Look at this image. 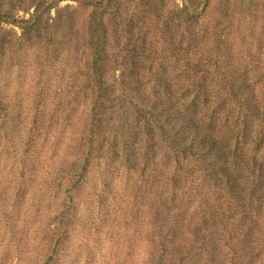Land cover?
<instances>
[{
  "label": "rangeland",
  "instance_id": "rangeland-1",
  "mask_svg": "<svg viewBox=\"0 0 264 264\" xmlns=\"http://www.w3.org/2000/svg\"><path fill=\"white\" fill-rule=\"evenodd\" d=\"M147 97L264 176V0H0V264H264Z\"/></svg>",
  "mask_w": 264,
  "mask_h": 264
},
{
  "label": "trees",
  "instance_id": "trees-1",
  "mask_svg": "<svg viewBox=\"0 0 264 264\" xmlns=\"http://www.w3.org/2000/svg\"><path fill=\"white\" fill-rule=\"evenodd\" d=\"M256 99L255 97L254 100L258 105ZM97 101H99L98 97L95 103ZM141 106L145 115L165 120L167 129L177 137L174 145L178 147V152L188 161L192 159L189 162L195 163L193 166L198 167V181H202L207 190L213 191L215 194L221 193L219 200L228 206L227 212L235 215L243 212L242 210L245 208L249 210L245 222L239 227H236L235 230L226 228L228 232L236 231L241 234L225 238L222 240V244H217V248L219 250L227 248L236 253H238L237 251L240 253L250 252V254L258 250L259 245L255 238V231L263 234L260 243L264 244V176L256 175L250 171L249 165L243 167L242 160L233 159L229 145L223 144L211 132H206L201 124L194 123L184 110L173 108L165 102L159 101V98L156 102L149 97L141 99ZM257 109L259 108H255V110ZM95 123H97L96 120ZM168 160L173 163L171 156L168 157ZM173 168L176 172L174 181L182 173L187 174L184 168L180 169L175 162Z\"/></svg>",
  "mask_w": 264,
  "mask_h": 264
}]
</instances>
